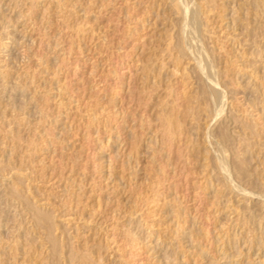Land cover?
<instances>
[{
  "label": "rangeland",
  "instance_id": "374dc122",
  "mask_svg": "<svg viewBox=\"0 0 264 264\" xmlns=\"http://www.w3.org/2000/svg\"><path fill=\"white\" fill-rule=\"evenodd\" d=\"M17 1L0 264H264V0ZM191 6L206 60L178 51Z\"/></svg>",
  "mask_w": 264,
  "mask_h": 264
},
{
  "label": "bare ground",
  "instance_id": "6f19581e",
  "mask_svg": "<svg viewBox=\"0 0 264 264\" xmlns=\"http://www.w3.org/2000/svg\"><path fill=\"white\" fill-rule=\"evenodd\" d=\"M5 1L6 0H0V5L2 4H4L5 3ZM8 1V4L7 5H9V9L11 8V10L14 8V7H16V5L17 4H15V2H13V1H17V0H7ZM19 1V0H18ZM17 1V2H18ZM184 0H182V2H183ZM189 1V0H188ZM16 2V3H17ZM28 2H30V4H32V2L31 1H28ZM180 2V1H179ZM186 2V1H185ZM191 2V1H190ZM19 3V2H18ZM204 3V2H203ZM191 4V3H190ZM199 4H200V2H199ZM205 4V3H204ZM189 5V4H188ZM187 5V6H188ZM194 5H196V3L194 4ZM13 6V7H12ZM18 6V5H17ZM181 6H182V4H181ZM19 7V6H18ZM17 8V7H16ZM182 8H184V7H182ZM182 8H180L181 9V11H183L182 10ZM191 9H189V11H188V13H186L187 14V21H188V27H187V33H186V37L184 36V42H183V40L181 41V44H176V46L178 45L179 46V50L178 51H180V53H181V51L184 49V48H186V50H188V51H190V53H192V54H194L193 56H194V58L196 59L197 58V56H195V55H202L201 54V49H199L198 48V46L197 45H199L200 46V44H197V42L196 41H198L196 38V32L195 31H197L196 29H197V17H199L198 16V9H197V11L195 10V6H191L190 7ZM194 8V9H193ZM10 10V11H11ZM14 10V9H13ZM171 10V9H170ZM7 11V10H6ZM3 12V11H2ZM200 12V11H199ZM186 14H184V15H186ZM183 15V14H182ZM183 15V17H185ZM19 18L21 17L20 15L18 16ZM200 18V17H199ZM2 19V18H1ZM5 19V18H4ZM184 19V18H183ZM3 20V19H2ZM15 20H17V22H18V18H15ZM179 20V19H178ZM177 20V21H178ZM180 21V20H179ZM14 22H16V21H14ZM183 22H184V20H183ZM182 22V23H183ZM177 23V22H176ZM185 23H187V22H185ZM200 23V22H199ZM173 24H175L174 22H173ZM172 24V25H173ZM181 24V23H180ZM8 28V27H7ZM1 29V28H0ZM186 29V28H185ZM179 30V29H178ZM198 30H200V29H198ZM2 31V30H1ZM183 31V30H182ZM181 31V32H182ZM179 32V31H178ZM185 32V31H184ZM206 33V32H205ZM10 34V33H9ZM176 34V33H175ZM199 34V33H198ZM178 35H179V33H178ZM177 35V36H178ZM6 36H7V34H6ZM201 36V35H200ZM5 37V36H4ZM263 37V36H262ZM8 38V37H7ZM7 38H0V53H2L4 50H5V47H6V43L5 42H3V39H7ZM173 38V37H172ZM181 38V37H180ZM207 38V37H206ZM8 40V39H7ZM173 40V39H172ZM171 40V41H172ZM178 40L180 41V39H179V37H178ZM178 42V41H177ZM206 42V41H205ZM198 43H200V41L198 42ZM208 43V42H207ZM243 44V43H242ZM240 45V44H239ZM175 47V46H174ZM209 47V46H208ZM207 47V48H208ZM176 49H178L177 47H175ZM211 52V51H210ZM261 52V51H260ZM262 52H263V50H262ZM185 53H186V51H185ZM188 53V52H187ZM213 53V52H212ZM250 53V52H249ZM182 54V53H181ZM181 54H179V55H181ZM248 54V53H247ZM185 54H182L180 57L182 58V56H184ZM190 55V54H189ZM178 56V55H177ZM176 56V57H177ZM187 56V55H186ZM192 55L190 56V59H192L191 57H193ZM179 57V56H178ZM200 57V56H199ZM202 57L206 60V59H208V57L206 56V54H204L203 53V55H202ZM201 57V59H203ZM210 57V56H209ZM251 58V57H250ZM210 59V58H209ZM212 59V58H211ZM263 60V59H262ZM177 61H178V59H177ZM195 61V60H194ZM204 61V60H203ZM179 62V61H178ZM200 62H202V61H200ZM198 63V62H197ZM196 63V64H197ZM207 63H209V61L207 62ZM252 64V63H251ZM209 65H211V64H209ZM213 65V64H212ZM194 67V66H193ZM197 68V67H196ZM194 69V68H193ZM206 69H207V67H206ZM196 70V69H195ZM194 70V71H195ZM200 70V69H199ZM208 70V69H207ZM207 70H205L206 71V74H207ZM197 71H198V69H197ZM210 71V70H209ZM214 72V71H213ZM209 73H211V72H209ZM203 74H205V72L203 73ZM255 74V73H254ZM261 74V73H260ZM203 76V75H202ZM206 76V75H205ZM260 76V75H259ZM199 77H200V75H199ZM207 78L208 77H210V76H206ZM216 77V76H215ZM2 78V77H1ZM262 78H264V77H262ZM215 79V78H214ZM210 81H211V78H210ZM212 81H213V79H212ZM211 81V82H212ZM198 82V81H197ZM201 83H202V81H200ZM204 82V81H203ZM214 82V81H213ZM215 82H216V80H215ZM214 82V83H215ZM205 83H207V82H205ZM213 83V84H214ZM217 83V82H216ZM249 83V82H248ZM199 84V83H198ZM206 85L205 86V90H206V92H204V94H207V98H208V100L211 102V104H213V105H217L219 102H221L220 101V99L222 98V95H223V98H224V94H222V92L220 91V90H218L220 87H218V89L216 88V86H214V85ZM197 85V84H196ZM203 85H205V84H203ZM200 86V85H199ZM198 86V87H199ZM218 86V85H217ZM223 88V87H222ZM10 89V88H9ZM193 91V90H192ZM222 91H223V93H224V89H222ZM200 92V91H199ZM201 93H202V91H201ZM203 94V95H204ZM202 95V96H203ZM8 97V96H7ZM206 97V96H205ZM260 97V96H259ZM204 98V97H203ZM202 98V99H203ZM206 98V99H207ZM197 100H198V98H197ZM200 100V99H199ZM263 100V99H262ZM204 101V100H203ZM206 101V100H205ZM208 101V102H209ZM224 101V100H223ZM222 101V102H223ZM222 102L220 103V105L222 104ZM249 102V101H248ZM253 102V101H252ZM210 104V103H209ZM249 104V103H248ZM201 105V104H200ZM223 105V104H222ZM251 105H252V103H251ZM210 107H212V106H210ZM217 107H219V105L217 106ZM209 108V107H208ZM218 109H220L219 111H221L223 108H222V106L220 107V108H218ZM208 110V109H207ZM217 110V109H216ZM209 111H210V108H209ZM213 111V110H212ZM218 111V110H217ZM213 112H215V114L216 113H218V112H216L215 111V109H214V111ZM212 113V112H211ZM221 113V112H220ZM225 113V112H224ZM229 114H231V113H229ZM214 115V114H213ZM210 116H212V115H210ZM217 117V116H216ZM229 117V116H228ZM234 117V116H233ZM212 119V118H211ZM216 119V118H215ZM214 119V120H215ZM232 119V118H231ZM227 121V120H226ZM230 122V121H229ZM233 124H235L236 125V122H233V121H231ZM231 123V124H232ZM221 124V123H220ZM223 125V124H222ZM225 125V124H224ZM239 125H242V124H239ZM244 125V124H243ZM253 125H251V127H252ZM246 127H247V124H246ZM239 128V127H238ZM250 128V127H249ZM253 128V127H252ZM245 130V129H244ZM247 130V129H246ZM251 130V129H250ZM241 132V131H240ZM243 133V132H242ZM251 134V133H250ZM216 136V135H215ZM253 136V135H252ZM207 137V136H206ZM219 139V138H218ZM229 140V139H228ZM240 140V139H239ZM246 140V139H245ZM213 143V142H212ZM238 143V142H237ZM231 144V143H230ZM218 148V147H217ZM223 148V147H222ZM225 148V147H224ZM219 149V148H218ZM223 150V149H222ZM216 151V150H215ZM215 151H214V153H215ZM224 151V150H223ZM216 152H218V151H216ZM216 155V154H215ZM222 158V157H221ZM220 159V158H219ZM223 161H224V158L222 159ZM222 160H220V162L222 163ZM216 162H218V161H216ZM218 164V163H217ZM220 164V163H219ZM221 165V164H220ZM220 165L219 166H217V168H219L220 167ZM222 165H223V163H222ZM222 165H221V169H223L222 168ZM226 166V165H225ZM224 167V166H223ZM224 169H225V167H224ZM224 169L223 170H221V171H224ZM227 169V168H226ZM219 170V169H218ZM220 171V172H221ZM228 171V170H227ZM226 172V171H225ZM228 174H229V172H227ZM223 174H225V173H223ZM228 181V180H227ZM229 182H231L230 180H229ZM233 182H231V187L233 186L234 187V184H232ZM229 185V184H228ZM233 187H232V189H233ZM235 188V187H234ZM237 188V187H236ZM240 189V188H239ZM238 189V190H239ZM235 190H237V189H235ZM231 193H232V190L230 191ZM238 192V191H237ZM241 192V191H240ZM233 193H234V190H233ZM242 193V192H241ZM244 193L246 194V192L244 191ZM237 194V193H236ZM244 194V195H245ZM251 194H253V193H251ZM239 195V194H238ZM250 195V194H249ZM254 195V194H253ZM252 195V196H253ZM261 195V194H260ZM241 196V195H240ZM248 196V195H247ZM257 196V195H256ZM262 196H264V194L262 195ZM259 197V196H258ZM246 198V197H245ZM260 198V197H259ZM264 200V199H263ZM260 202V201H259ZM264 204V203H263ZM262 204V205H263ZM261 205V204H260ZM261 207V206H260ZM260 207H259V209H260ZM263 208V207H262ZM261 214V213H260ZM260 214H259V216H260ZM44 215V214H43ZM42 215V216H43ZM262 217L260 218V219H258L259 221L258 222H260L261 220H262V218H264V215H261ZM47 217V216H46ZM43 219V218H42ZM44 219H45V216H44ZM43 219V220H44ZM46 220L47 221H49V218H46ZM41 221V220H40ZM47 221H44V223L45 222H47ZM255 221H257V220H255ZM254 221V222H255ZM262 222V221H261ZM264 222V221H263ZM263 222L262 223H259V225L257 226L258 227V229H262L263 228ZM40 223V222H39ZM47 225H49L48 223H46ZM40 226V225H39ZM47 227V226H46ZM257 227H256V229H257ZM43 228V227H42ZM50 229H52V228H50ZM254 231V230H253ZM252 231V232H253ZM236 234V233H235ZM254 234V233H253ZM262 235V234H261ZM259 236V235H258ZM263 236V235H262ZM261 236V237H262ZM261 237H259V243L261 244V242H260V240H262V239H264V238H261ZM264 237V236H263ZM251 238V239H250ZM249 239L250 240H248L247 242H249V244H252L251 242H253V236H251ZM258 238V237H257ZM256 241H258V240H256ZM256 244H258V242L256 243ZM260 244H258L257 246H259ZM254 246H256V245H254ZM261 246V245H260ZM259 246V247H260ZM258 248V247H257ZM166 250V249H165ZM165 258V257H164ZM259 262H261V261H259ZM260 264H262V263H260Z\"/></svg>",
  "mask_w": 264,
  "mask_h": 264
}]
</instances>
